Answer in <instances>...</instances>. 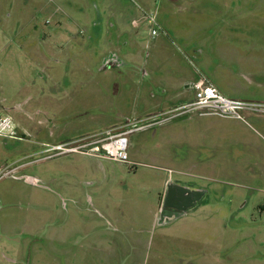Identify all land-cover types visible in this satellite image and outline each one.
<instances>
[{"label":"rangeland","instance_id":"obj_1","mask_svg":"<svg viewBox=\"0 0 264 264\" xmlns=\"http://www.w3.org/2000/svg\"><path fill=\"white\" fill-rule=\"evenodd\" d=\"M49 7L24 32L45 40L46 59L33 69L22 55L28 70L0 74V117L12 119L0 136V264H264V112L171 111L148 131L137 120L160 112V87L195 99L186 79L201 76L264 107V0ZM122 129L133 130L130 165L69 151ZM170 183L206 194L160 223Z\"/></svg>","mask_w":264,"mask_h":264},{"label":"crops","instance_id":"obj_2","mask_svg":"<svg viewBox=\"0 0 264 264\" xmlns=\"http://www.w3.org/2000/svg\"><path fill=\"white\" fill-rule=\"evenodd\" d=\"M54 1L57 8H59L62 0H0V74L1 75H10L17 71L28 70L26 66L19 67L17 64V58H20L22 55L25 58L28 57V60H31V62L29 61L30 63L28 64H34V66H32L33 69L35 68L36 64L42 63L41 61L42 59L43 60L46 59L45 55L47 52V47L46 50L43 51V49H45V44H46L44 43L45 40L41 41L42 43L41 45H39L38 38L41 39V37L34 35L31 36L24 35V32L30 26H37V24L40 23L44 17L47 16V14L52 8L49 7V2H54ZM55 15H57V12ZM32 44H34V46ZM14 58H15L14 61L13 60L10 61L11 59ZM116 60L117 57L115 55H112L110 59V63L115 62ZM201 77L200 78L198 77V79L195 78L186 79V82L188 83L186 85V89H190L191 91H194L196 94V89L194 85L196 82H198L201 79ZM160 88H161L160 94H162L165 97L164 101L158 103L160 112L153 114H145L141 118L137 119L138 122L142 124L141 128L144 131L145 130L148 131L150 129L156 128L165 121L171 120V116L169 115L171 114V111L186 106L187 104L194 101V99L188 101L189 99H187L186 96L185 98L181 93V91L177 92L178 93L177 97H179L178 99L168 100L167 99L168 95H166L167 89L162 87ZM172 90L173 89L171 88V91ZM152 95L153 96L155 95L153 91H152ZM166 101L172 103L168 107H166ZM2 102L3 101H0V103ZM120 131L123 132L128 130L122 129ZM102 137H98L96 139H100ZM170 180L171 179L168 178L165 181V184L170 182ZM185 185L191 188L201 189L200 186H191L187 184Z\"/></svg>","mask_w":264,"mask_h":264},{"label":"built area","instance_id":"obj_3","mask_svg":"<svg viewBox=\"0 0 264 264\" xmlns=\"http://www.w3.org/2000/svg\"><path fill=\"white\" fill-rule=\"evenodd\" d=\"M148 22L151 26L152 37L159 35L160 24L156 15L147 14ZM135 25H138L136 22ZM196 89L195 99L186 106L180 107L175 111L182 114L185 110L199 111L201 114L220 115L243 119L244 112H264V107L247 100L229 98L223 95L216 85L206 76L194 85ZM173 111V112H174ZM12 130V119L10 117H0V136L10 133ZM133 130L119 133H109L100 139L88 140V142L70 148L69 151L83 153L85 155L109 159L123 164H132L129 157V138L128 135ZM11 136V134H10ZM84 142V141H83Z\"/></svg>","mask_w":264,"mask_h":264},{"label":"water","instance_id":"obj_4","mask_svg":"<svg viewBox=\"0 0 264 264\" xmlns=\"http://www.w3.org/2000/svg\"><path fill=\"white\" fill-rule=\"evenodd\" d=\"M206 194L202 189H192L187 186L170 183L161 210L160 223L170 222L184 215Z\"/></svg>","mask_w":264,"mask_h":264}]
</instances>
